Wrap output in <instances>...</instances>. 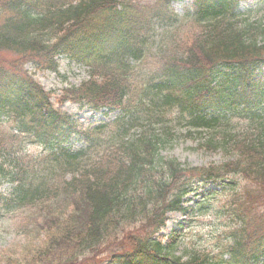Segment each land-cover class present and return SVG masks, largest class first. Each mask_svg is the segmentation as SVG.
Returning <instances> with one entry per match:
<instances>
[{
    "label": "trees",
    "instance_id": "16d2710c",
    "mask_svg": "<svg viewBox=\"0 0 264 264\" xmlns=\"http://www.w3.org/2000/svg\"><path fill=\"white\" fill-rule=\"evenodd\" d=\"M170 2L0 0V176L16 184L10 194L0 191V208L27 209L23 228L44 232L40 244L26 246L18 258L5 257L4 264L264 261V82L256 74L264 64V23L241 26L249 17L239 18L238 0H194L193 12L182 19L170 13ZM155 24L162 32V51L169 50L163 76L148 80L135 96L131 63L153 47L148 29ZM61 55L87 65L90 76L67 89L60 103L117 107L123 113L117 123L121 132L146 125L136 138L119 140L87 165L82 152L65 143L75 132L98 144V132L57 108L51 92L24 67L32 63L57 71ZM219 67L226 73L217 74ZM177 109V124L209 133L203 146L220 148L230 160L193 167L161 157V148L174 136L172 121L164 116ZM5 124L8 132L1 130ZM23 135L46 150L41 164L27 169L25 155L17 151ZM77 168L84 175L63 179L53 200L51 179ZM230 177L236 187L222 208L232 225L221 252L230 259L204 249L180 251V230L161 233L167 213L180 211L190 218L198 205L185 203L197 183ZM42 200L52 201L45 214L37 209Z\"/></svg>",
    "mask_w": 264,
    "mask_h": 264
},
{
    "label": "rangeland",
    "instance_id": "374dc122",
    "mask_svg": "<svg viewBox=\"0 0 264 264\" xmlns=\"http://www.w3.org/2000/svg\"><path fill=\"white\" fill-rule=\"evenodd\" d=\"M191 0H179L173 3V8L178 14H183L185 9L190 5ZM240 10L251 16L252 20H262L264 22V0H245L240 3ZM153 59L146 61V64L139 68L133 81L137 82L140 79V73H147L148 70H155ZM28 69L35 74V77L41 82L45 89L53 92V99H58L63 94V90L69 86L79 85L89 76V70L86 66L74 63L67 57L59 58V69L54 71H39L32 65H27ZM141 69L143 71H141ZM64 111L76 116L84 125L98 124L100 122L108 123L111 127L113 122L120 115L119 111L110 112L108 115L101 113H93L87 107H80L74 101H67L60 106ZM171 113L169 114V116ZM174 113L172 114V118ZM235 120L244 121V118L235 117ZM143 126L138 125L130 132V137H135L141 133ZM114 129V128H112ZM7 131V129L5 130ZM110 132V128L105 129ZM111 133V132H110ZM109 133V134H110ZM160 133V130L158 131ZM174 137L165 144L161 149L160 155L166 158H176L183 163L191 164L192 166H207L210 164H218L225 161L229 157L221 150H209L199 145L200 135H191L187 132V128L180 125L175 126ZM73 150L86 149L88 142L74 137L71 141ZM25 148L28 153L41 156L44 150L41 146L33 143H28ZM97 149L93 146L90 149ZM89 149V150H90ZM92 151H88V155H92ZM30 157V156H29ZM27 161V159H25ZM224 187V186H223ZM2 189L11 191L10 183H3ZM216 189L218 192L210 194V190ZM221 186L215 183L201 185L198 189L197 197L199 201L204 199V206L200 208L191 221H186L188 224H181L185 221L181 214L172 213L171 218L167 223L164 233H170L171 229H185L186 233L181 241L180 249L186 251L194 246L201 247L206 250L217 252V244L219 235L225 229H229L232 225L231 219L224 214L220 207V202L231 191L227 189L221 191ZM199 203V202H198ZM221 211V213H220ZM2 213V214H1ZM22 219L14 217L11 213L0 212V259L1 264H4L5 257L18 258L21 256L25 247L28 245H38L44 239L42 229H22ZM215 248V249H214Z\"/></svg>",
    "mask_w": 264,
    "mask_h": 264
}]
</instances>
